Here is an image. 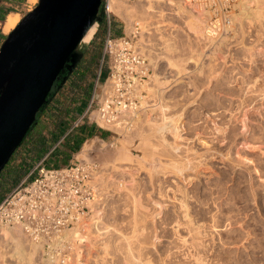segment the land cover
Returning a JSON list of instances; mask_svg holds the SVG:
<instances>
[{
  "label": "rangeland",
  "instance_id": "1",
  "mask_svg": "<svg viewBox=\"0 0 264 264\" xmlns=\"http://www.w3.org/2000/svg\"><path fill=\"white\" fill-rule=\"evenodd\" d=\"M150 4L153 5L151 10ZM101 9L96 19L99 27L93 40L85 48L77 49L76 54L68 60L56 80L58 82L62 77L59 86L40 113L39 120L43 126L40 135L49 142V147L33 161L30 160L32 154L29 146H26L27 142L18 148L14 158L0 174V194L6 191L3 197L23 180L35 163L55 144L60 134L85 111L95 87L104 48L105 32L102 30L98 34L103 15ZM133 9L136 14L128 22L116 15H112V18L119 24L117 28L121 30L120 36L125 34V26H129L136 17L151 22L153 29L145 37V42L150 45L147 56L154 66L146 83L147 88H158L163 92L162 95H154L149 90L146 92V87L142 88L143 95H146L143 98V109L147 106L146 101L153 105L164 100L171 106L170 115H181L182 138L179 141L169 139L182 148L181 153L175 154L170 148L166 154L161 151L149 154L135 131L122 132L89 123L99 132H109L103 137L101 134L84 136L80 134L79 127L76 128L50 156L46 163L48 166L75 161L70 153L78 155L88 140L94 147L88 151L87 156L81 155L78 158L96 161L100 172L105 170L99 175L102 178L111 171L110 165L116 163L119 168L116 159L122 154L129 135L132 141L128 148L132 159L126 161L129 163L126 168L123 165L118 172L109 173L115 182L114 191L102 194L103 200L96 204L97 209L104 212L101 227L110 237V254L106 260H101L104 253L99 249L100 242L94 244V241H90L97 240L94 237L98 238V233H85L90 240L80 246L68 241L65 253L69 263L130 264L124 258V247L122 249V245L119 246L122 250L116 248L120 245L116 238L121 234L132 236V221L137 215L135 217L139 219L141 229L134 237L135 263H147L149 260L151 264H264V0H236L222 31L217 35L208 29L207 19L200 15L201 12L195 13L181 0H159L158 3L149 0L144 4H133ZM229 29L232 30L228 32ZM208 31L212 33L211 36L205 33ZM100 48V59L75 91L71 87V68L77 64L79 55L91 57ZM169 59L177 68L168 64ZM177 69L182 72L178 74ZM107 75L108 71L102 70L101 80ZM155 75L160 80L158 84L152 82L153 78L151 80ZM164 81L168 82L161 85ZM143 112L138 114L140 119L143 118L140 124L142 128L146 129L147 120L151 118L161 123L162 114L159 110L149 111L146 115ZM216 126H221L224 134L223 131H216ZM73 139H76V143L77 140L82 141V144L79 150L71 152L74 148ZM178 156H181L180 160L190 161L186 163L189 169L183 175L170 166L155 171L142 167H151L155 160L169 165L175 163ZM26 161H31L29 169L13 184L19 169L17 165ZM180 186L185 188L179 189ZM183 190L189 193V212L195 228L183 219L182 211L179 212V198L182 199L179 193ZM135 199L138 200L137 205ZM160 204L162 208H159ZM175 217H179L178 222ZM4 244L7 242L1 238L0 248ZM41 252L36 262L46 264ZM9 260L13 261L8 259L7 264L12 263Z\"/></svg>",
  "mask_w": 264,
  "mask_h": 264
},
{
  "label": "built area",
  "instance_id": "2",
  "mask_svg": "<svg viewBox=\"0 0 264 264\" xmlns=\"http://www.w3.org/2000/svg\"><path fill=\"white\" fill-rule=\"evenodd\" d=\"M126 1L133 4L149 2ZM152 1L158 3L157 0ZM181 1L195 13L201 12L200 15L207 19L208 29L217 35L236 0ZM109 3L110 0H103L101 4L107 29L95 87L85 111L0 201V225H17L29 239L41 242V256L51 264H70L65 253L68 240L63 238V232L86 222L92 205L103 200L102 194L112 193L115 182L109 174L112 170L99 178L105 170L100 172L96 161L79 159L73 148L70 151L75 161L48 166V159L85 122L108 129L133 130L135 115L142 111V85L154 66L147 56L150 45L145 42V37L153 29L151 22L136 17L128 27L125 26V34L117 36L111 29L112 15L115 14L110 11ZM102 70L108 71L103 81L100 78Z\"/></svg>",
  "mask_w": 264,
  "mask_h": 264
},
{
  "label": "water",
  "instance_id": "3",
  "mask_svg": "<svg viewBox=\"0 0 264 264\" xmlns=\"http://www.w3.org/2000/svg\"><path fill=\"white\" fill-rule=\"evenodd\" d=\"M102 1L39 0L6 36L0 48V173L97 19Z\"/></svg>",
  "mask_w": 264,
  "mask_h": 264
},
{
  "label": "bare ground",
  "instance_id": "4",
  "mask_svg": "<svg viewBox=\"0 0 264 264\" xmlns=\"http://www.w3.org/2000/svg\"><path fill=\"white\" fill-rule=\"evenodd\" d=\"M30 3L32 4H35L37 3V0H28ZM159 2V0H157ZM147 3V2H145ZM156 3V2H155ZM135 5V4H134ZM149 8L150 10L153 8V5L150 4L149 5ZM109 9L110 11H112L117 17L121 18V19H124L126 20V22L129 21V18L135 16L136 12L135 10L133 9V4L130 3V2H127L126 0H110V3H109ZM149 10V9H148ZM254 13V12H253ZM257 13V11H256ZM249 15V14H248ZM253 16V14H251ZM257 16V15H256ZM248 17V16H247ZM254 18V17H253ZM123 20V21H124ZM131 20V19H130ZM256 20V19H255ZM20 22V17L18 15H10L8 16L7 20L5 21V23L3 24V29H4V32L6 33H9L11 32L17 25L18 23ZM125 22V21H124ZM257 22V21H256ZM255 22V23H256ZM261 22V21H260ZM130 24V23H129ZM97 25V27H96ZM127 25V24H126ZM98 26H99V23L97 22V20H95L92 25L89 27V29L87 30V32L85 33V35L83 36V38L81 39V41L79 42L78 46L76 47L75 51L77 49H81V48H85L86 46H88L91 41L93 40L96 32H97V29H98ZM262 26V25H261ZM128 27V26H127ZM228 27V26H227ZM127 30V28H126ZM227 30V29H225ZM232 29H229V31H231ZM263 30V29H262ZM226 32V31H225ZM206 34H210L211 36V32L208 31L205 32ZM74 51V52H75ZM168 64L171 66V67H176L177 66L173 63V61L171 59L168 60ZM178 71V74L179 72H182L181 70L177 69ZM153 78V83L154 82H157V84L159 83V78L157 77V75H155L154 77H151V80ZM149 80V78L147 79ZM147 80L145 81V83H143L142 85V88L146 87L144 90H146V92L149 90V92H152L154 95H162V90H159L158 88H147ZM258 80V79H257ZM256 80V81H257ZM168 81H164L161 83V85H164L165 83H167ZM254 83V82H253ZM259 83V82H257ZM146 85V86H145ZM167 85V84H166ZM230 85V84H229ZM254 85V84H253ZM260 85V84H259ZM257 85V86H259ZM263 87H264V84H263ZM263 87H262V91H263ZM260 89V88H259ZM146 96V95H145ZM144 95L141 96V105H142V110L144 111L143 112V115H146L147 113H149V111H156V110H159V113L162 114V121L161 123H157L155 122V119L154 118H151V119H148L147 122H148V128L146 126V129L145 128H142L141 127V123H142V119H140V116L138 114L140 113H137L135 115V120H136V124H135V128L133 130H130V133L131 131H135V135L137 136H140L141 140H142V144L143 146H145L146 150L149 152V154H154V153H157L159 151L161 152H165V154L167 153L166 151L167 150H174L173 153L175 154H180L181 152V147L179 145H175L174 143H172L169 139H173V140H180L182 138V133H181V125H180V122H181V115L180 116H175V115H170V111H171V106L165 102L164 100L163 101H160L159 100V103H155L153 105H149V102L146 101V105L145 108L143 109V98L145 97ZM161 98V96H160ZM164 99V97H163ZM162 100V99H161ZM218 101V100H217ZM142 112V111H141ZM137 117H138V120H137ZM224 122V121H223ZM102 124V123H101ZM215 124V123H214ZM213 125V124H212ZM217 125V124H216ZM141 127V128H140ZM145 127V125H144ZM216 129V131L218 130V132L222 133L223 131V128L218 127H214ZM227 128V127H226ZM209 129V128H208ZM213 130V129H212ZM214 131V130H213ZM122 132H125V131H122ZM127 132V131H126ZM208 132V131H207ZM215 132V131H214ZM226 132V131H225ZM132 133V134H133ZM220 133H216V134H220ZM215 134V133H214ZM223 134H224V131H223ZM221 134V135H223ZM134 135V136H135ZM131 135H129L128 137L130 138ZM133 136V135H132ZM215 136V135H214ZM220 136V135H219ZM127 139L128 142L127 144H124L123 148H122V154H119L118 158L116 159L118 162L117 164H120L118 165L119 168H117V165L116 163L114 165H110V168L112 170L113 173H116L118 172V169H120L121 167L120 166H124V168H126L127 165H129L128 160H131V154L129 152V148H128V145L129 143L132 141L130 139ZM132 139V138H131ZM153 139H157V140H153ZM223 139V137L221 138ZM220 139V140H221ZM198 140V139H197ZM156 141H158L157 143H155ZM216 141V140H215ZM224 142V140H223ZM215 143V142H214ZM219 143V142H218ZM93 144L92 143H89L86 141V144L84 145L82 151L78 154V157L83 155V156H87V153H89L88 151H90L92 148H93ZM216 147V146H215ZM218 147V146H217ZM171 148V149H170ZM209 149L211 147H208ZM221 148V147H220ZM214 149V148H213ZM192 150V149H191ZM211 151V150H210ZM219 151V150H217ZM207 152V151H206ZM221 152V151H220ZM188 153V152H187ZM186 153V154H187ZM217 153V152H216ZM164 154V153H163ZM169 154V153H168ZM210 154V153H209ZM222 154V153H220ZM190 155V154H189ZM192 155V154H191ZM190 155V156H191ZM219 155V154H217ZM195 156V155H194ZM82 157V156H81ZM181 159V156H178V159H176L175 163H172V164H162L161 160H155L153 162V165L151 167H148L147 165H143L142 167L146 170H157L158 168L160 169H163V168H166L168 166H170L174 171H176L177 173L179 174H185L189 167L185 166L187 165L186 163H189L190 161L186 159V161L183 163V160H180ZM188 158V157H187ZM195 158V157H194ZM204 158V157H203ZM80 159V158H79ZM203 160V159H202ZM160 161V162H159ZM112 162V161H111ZM113 163V162H112ZM189 166V164H188ZM123 168V167H122ZM130 168V167H129ZM199 168V167H198ZM125 170V169H124ZM136 170V169H135ZM200 173V172H199ZM115 176V175H114ZM191 176V175H190ZM99 177V176H98ZM97 177V178H98ZM100 178V177H99ZM193 178V177H191ZM198 178V177H197ZM194 179V178H193ZM188 180V178H187ZM190 181V179H189ZM133 186V185H132ZM181 187V188H180ZM179 189H182V188H185V187H182L180 186ZM187 188V187H186ZM187 190V189H186ZM186 190H183L182 193H179V196L180 194H182V199L179 198L180 202L178 201V199H176L177 203L179 204V207H180V213L182 211V214H183V219L187 220V222L189 223L190 222V225L192 226V218H191V214H190V209H189V202L188 200L189 199V193L186 191ZM192 190V189H191ZM194 190V188H193ZM190 191V190H189ZM160 192V191H159ZM177 192V191H175ZM180 192V191H179ZM191 193V192H190ZM194 193V192H193ZM160 194V193H159ZM102 196V195H101ZM106 197V195H105ZM104 197V199H105ZM178 198V197H177ZM193 198V197H192ZM135 204L137 205L138 203V200L135 199ZM137 201V202H136ZM175 202V200H174ZM97 204V201L95 202V204L92 205V212H91V215L90 217L88 218V220L86 222H84L83 224H77L75 227L71 228V229H67L63 232V238L67 239L69 242L73 243L74 245L75 244H78L79 246L82 245V243H86V241L90 240L89 238L90 237H87L85 236L84 234L85 233H88L89 235H91L92 232H97V237H94V239H97V240H90V241H94L92 243L94 244H97L98 242H100L98 244L99 246V249L102 253H104V255H102L101 253V257L100 259L104 261V259L110 254V247L112 248V246L110 245V242L109 239L110 237L106 235L105 232L102 231V227L101 225H103V221H104V218H103V211H99L97 208L98 206L96 205ZM176 204V203H175ZM177 204V205H178ZM174 205V204H173ZM140 206V205H139ZM134 207V205H133ZM178 207V206H177ZM138 207H135V209H137ZM159 208H162L161 204L159 205ZM179 210V209H178ZM103 212V213H102ZM172 212V211H171ZM135 214L136 211L134 212ZM174 213V212H173ZM134 214V215H135ZM175 215V214H174ZM178 215V214H177ZM176 215V216H177ZM137 216V215H135ZM133 218V221H132V226H131V234L132 236L131 237H128V236H125L124 234H121V235H117V241H118V244L120 245H117V249L118 250H122L123 247L125 249V252H126V258L127 261L132 264L133 261H135L134 259H136L135 257V251H134V248L135 246L134 243V237H136V235L140 232V227H139V219L137 217ZM179 218V217H178ZM177 218V219H178ZM176 217H175V220H177ZM173 220V219H172ZM174 220V221H175ZM181 220V219H180ZM185 220H184V223H185ZM182 221V220H181ZM168 222V221H167ZM172 222V221H171ZM178 222V220H177ZM183 222V221H182ZM181 222V223H182ZM183 223V224H184ZM170 224V223H169ZM174 223H172L173 225ZM178 224V223H177ZM175 224V225H177ZM179 226V225H177ZM184 226H188V224L184 225ZM176 227V226H175ZM189 227V226H188ZM187 227V228H188ZM194 227V226H192ZM172 228V227H171ZM195 228V227H194ZM193 228V229H194ZM85 229H88L87 231L89 232H86ZM176 229V228H175ZM189 229V228H188ZM191 229V228H190ZM198 229V228H197ZM176 231V230H175ZM193 231V230H191ZM197 231V230H196ZM165 232V231H164ZM190 232V231H189ZM195 232V230H194ZM192 233V232H191ZM201 233V232H200ZM199 233V234H200ZM196 234V232H195ZM87 235V234H86ZM88 235V236H89ZM111 236V235H110ZM22 231L21 229L17 226V225H0V239L2 238L3 240H5L7 242V244L5 246H1L2 248H0V264H7V260L8 259H12L13 261H11L12 263L15 262L16 264H37L36 260H37V256L38 254L40 253V251L43 249V244L41 242H37V241H33L31 239H29ZM178 237V236H177ZM195 237V236H194ZM193 237V238H194ZM179 238V237H178ZM197 238V237H196ZM198 238H199V235H198ZM182 241L184 240L181 239ZM193 240V239H192ZM195 241V240H194ZM188 242V241H187ZM189 243V242H188ZM198 243V241H197ZM182 244V243H181ZM195 244V243H194ZM115 245V246H116ZM122 245V249L121 246ZM197 245V244H195ZM194 246V245H193ZM114 247V246H113ZM134 247V248H133ZM189 247V246H188ZM191 247V246H190ZM189 247V248H190ZM196 247V246H195ZM182 248V247H181ZM197 248V247H196ZM141 249V248H140ZM188 249V248H187ZM192 249V248H190ZM194 249V248H193ZM195 250V249H194ZM124 251V250H123ZM141 251V250H140ZM190 251V250H189ZM197 252V251H195ZM142 253V252H141ZM194 253V252H193ZM192 253V254H193ZM174 254V252H173ZM195 254V253H194ZM198 254H200V252L198 251ZM97 255V253H96ZM190 255V254H189ZM188 255V256H189ZM197 255V254H196ZM122 256V255H121ZM169 256V255H168ZM192 256V255H191ZM198 256H201V255H198ZM197 256V258H198ZM138 257V256H137ZM140 257V256H139ZM194 257V256H193ZM192 257V258H193ZM196 257V256H195ZM202 257V256H201ZM139 259V258H138ZM189 259V258H188ZM196 259V258H195ZM106 260V259H105ZM143 260V259H142ZM141 260V261H142ZM190 260H191V257H190ZM198 259H196L197 261ZM202 260V258H201ZM200 260V261H201ZM43 261L46 263V264H51L50 262L48 261H45L43 259ZM97 261V259H96ZM112 261V260H111ZM146 261V259H145ZM194 262H196L195 260H193ZM203 261V260H202ZM95 262V261H94ZM110 262V261H109ZM126 262V261H125ZM189 262V261H188ZM10 263V262H9ZM11 263V264H12ZM13 263V264H15ZM39 263V262H38ZM111 263V262H110ZM134 264H151V261L148 260L147 263H142V262H133ZM197 263V262H196ZM199 263V261H198ZM201 263V262H200ZM101 264V262H100ZM153 264V263H152Z\"/></svg>",
  "mask_w": 264,
  "mask_h": 264
},
{
  "label": "trees",
  "instance_id": "5",
  "mask_svg": "<svg viewBox=\"0 0 264 264\" xmlns=\"http://www.w3.org/2000/svg\"><path fill=\"white\" fill-rule=\"evenodd\" d=\"M118 25L119 24L116 21L112 20L111 29L113 30L115 35L120 36L121 30L117 28ZM106 29H107V23H106V20H105V16L102 15V17H101V28H100L98 34H100V32L102 30L105 32ZM100 56H101V48L98 49L97 51H94V53L92 54L91 57H87L86 54H83L79 58L75 68L72 71V76H73L74 83H73V85L71 87L75 91L77 90V87H79L81 85L82 80L85 78L86 74L88 72H91V70L93 69L94 64L100 59ZM86 90H87V88H86ZM52 93L53 92L51 91L50 94L48 95L46 104L49 102V100H50V98L52 96ZM46 104L37 113V117H36L35 122L32 124V126L30 127V129L27 132L26 136L24 137L22 143L20 144V146H21V145L25 144L26 142L28 143V145H26V146H29V152L32 154V158L30 159L31 161H33L34 158L39 157L45 151V149H47L49 147L48 146L49 142L47 140H45L40 135V131H41L43 126H42L39 118H40V113L47 106ZM61 111H62V109L60 108V112ZM86 126H87V124L85 123V125H83L81 128H79V131L81 132L80 134L89 133L90 135H92V134H95V132L97 131L95 129L93 131L88 132ZM108 134H109L108 131H104V132L101 133V135L103 137H106ZM81 144H80V142H78L77 147H76L77 150L80 149ZM17 151H18V149L16 150V152ZM16 152L13 154V156L11 157V159L9 161H11L14 158V156L16 155ZM31 161H28V162L26 161V162H24V163H22L20 165H17V166H19V169H18L17 173H15L16 176H15V178H13V184H15L19 180V178L23 174H25L27 172V170L30 167ZM5 192L3 194H0V201L3 198V195L5 194Z\"/></svg>",
  "mask_w": 264,
  "mask_h": 264
},
{
  "label": "crops",
  "instance_id": "6",
  "mask_svg": "<svg viewBox=\"0 0 264 264\" xmlns=\"http://www.w3.org/2000/svg\"><path fill=\"white\" fill-rule=\"evenodd\" d=\"M38 2V0H37ZM36 7V3L33 5H30V3L28 2V0H0V48L3 44L4 39L6 38V36L8 35V33L4 32L3 29V24L5 23V21L7 20L8 16L10 15H18L20 17H23L25 14H27L29 11L34 10V8ZM69 77V75L67 76V78ZM72 83H74V81L72 80ZM84 124H82L79 128H81ZM88 132L95 130L96 128L93 126H90L89 123H87L86 126ZM102 132H99L98 130L95 132V134L90 135L89 133H84L82 135H90V136H97L98 134H101ZM76 139L72 140V143L75 142ZM82 140V139H81ZM78 142H80L79 140H77ZM82 143V141L80 142V144ZM78 143H75L73 150L77 151L76 147H77ZM71 155V153H70ZM62 165V164H60Z\"/></svg>",
  "mask_w": 264,
  "mask_h": 264
},
{
  "label": "flooded vegetation",
  "instance_id": "7",
  "mask_svg": "<svg viewBox=\"0 0 264 264\" xmlns=\"http://www.w3.org/2000/svg\"><path fill=\"white\" fill-rule=\"evenodd\" d=\"M57 79H58V78H57ZM61 79H62V77L60 78V80H59L58 82L55 81L56 83H54V85H53V87H52V90H51L52 92H54L55 89H57V87L59 86V83H60ZM52 94H53V93H52ZM47 104H48V103H47ZM47 104H46V105H47Z\"/></svg>",
  "mask_w": 264,
  "mask_h": 264
}]
</instances>
